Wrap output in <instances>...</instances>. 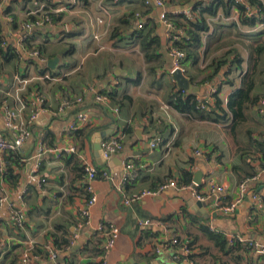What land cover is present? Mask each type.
Instances as JSON below:
<instances>
[{"label":"crops","instance_id":"crops-1","mask_svg":"<svg viewBox=\"0 0 264 264\" xmlns=\"http://www.w3.org/2000/svg\"><path fill=\"white\" fill-rule=\"evenodd\" d=\"M145 1L0 0V39L7 43L0 52V133L9 140L28 135L19 150L0 154V264H21L27 248L33 253L30 264H264V251L250 246L264 245V175L255 181L249 178L264 163L259 104L235 129L231 114L223 120L213 112L178 111L174 95L180 90L170 73L168 30L160 20L162 10ZM166 2L170 11L187 6ZM44 14H51L53 24L35 28L28 41L21 42L23 25ZM234 23L207 18L209 30L202 36L199 63L188 61L185 75L200 90L195 95L212 98L218 91L224 107L249 71L250 47L264 36V23L252 31L236 23L243 35L260 36L232 40L230 32H237ZM150 43L146 58L143 47ZM235 47L246 52L242 68L233 69L227 78L226 67L214 82L198 85L203 76L198 70ZM34 50L41 52L46 64L30 55ZM52 59H58L53 69L48 66ZM45 73L53 80L41 79ZM97 94L108 95V103H97ZM79 98L82 102L76 103ZM66 101L71 107L60 112ZM22 102L25 108L14 131L6 126L5 109L21 108ZM37 109L45 117L32 122ZM78 112L89 121L72 131L70 123ZM113 136L123 150L106 160L100 144ZM126 163L134 165L137 176L128 184L123 183ZM86 165L99 171L93 182L97 202L91 224L74 239L81 221L78 209L88 198ZM197 173L202 174L200 184L195 182ZM168 180L178 186L195 183L208 199L201 202L190 191L168 188L126 204ZM209 181L225 187L221 198L226 205L248 181L235 212L217 210ZM13 210L26 214L24 228L11 221ZM100 224L120 230L108 255L103 249L105 236L97 231ZM209 232L225 237L227 248L221 250ZM175 238L191 246L190 262L173 259V254H182L179 247L156 253ZM239 238L248 251L237 249ZM52 253H57L56 260Z\"/></svg>","mask_w":264,"mask_h":264},{"label":"built area","instance_id":"built-area-1","mask_svg":"<svg viewBox=\"0 0 264 264\" xmlns=\"http://www.w3.org/2000/svg\"><path fill=\"white\" fill-rule=\"evenodd\" d=\"M237 3L243 4L246 6L248 9V16H253L258 14L256 11L252 10L249 7V4L246 0H237ZM145 4L148 6H155L157 8H160L162 10V13L160 15V20L164 24V26L168 30V35L169 39L171 41V46L169 47V56L172 60V67L170 70V73L173 74V72L180 70L184 75L187 73V54L186 52L180 50L178 47L173 46L175 42L181 41L182 38L186 37V31L184 28H177V26L173 23L168 18V13H172L174 16H183L188 20L191 21H196L198 19V14L196 12H193V8H178L173 11H170L169 6L166 3V0H146ZM2 2H0V13H2ZM136 17L139 18L140 14H136ZM218 20H222L225 22H235L238 25H240L239 21V13L238 10L233 11V15L225 16V14H218L216 17ZM53 24V18L51 17V14H44L41 16H37L34 20H29L26 22L23 27H22V35L19 38L21 42H27L28 38L30 36V32L34 30L35 28H41L44 26H50ZM144 27L143 23H140L138 25L139 29H142ZM95 39H99V36L96 35ZM7 43L3 42L1 44L2 48H6ZM32 57L37 58L39 61L42 63L46 64V60L43 58L41 52L39 50H34L30 54ZM41 79L43 80H53V78L48 74L45 73L44 75L41 76ZM20 83L26 85L28 81L21 80ZM184 92V91H182ZM185 93V92H184ZM217 93V91H215ZM95 100L97 103L105 104L108 103L109 101V96L108 95H102V94H97L95 97ZM196 101L198 102V107L201 110H209V107L213 104V99L208 97L204 98L202 96H197ZM82 99L79 98L77 99L76 103H81ZM71 102L66 101L62 107H60V112H63L66 108L71 107ZM25 108L24 103L22 102V107L17 108V109H5V116H6V126L7 128L11 130H18V126L15 123L16 119H19L21 117V114L23 112V109ZM259 112L262 115L264 119V99H261L259 102ZM42 110L37 109L30 117V120L32 122L36 121L39 119V117L42 115ZM88 117L85 113L83 112H78L73 120L70 123V130L74 131L77 130L78 128L85 126L88 124ZM28 135L26 133L21 134L16 136L14 140H9L7 139L2 133H0V154L4 152H15L19 150L25 140L27 139ZM155 143H152V146H155ZM101 150L103 151V157L107 160L110 159L111 157L119 154L123 150V144L120 141V139L116 136L110 137L108 139H104L101 141L100 144ZM68 151V150H66ZM70 152H75L74 148L69 149ZM60 152V151H59ZM199 154V152H197ZM125 169L126 173L123 179L124 184H128L130 182H134L137 179L136 176V170L135 167L132 163H126L125 164ZM2 171V170H1ZM84 172L86 176V186L85 190L88 194V198L85 200L84 204L82 207L78 209V215L80 217V222L78 225L75 227L74 232H73V238L77 239L79 236V233L82 231V229L88 225L91 224V209L97 202V197L94 194L93 190V182L97 179L98 177V170L92 166V165H86L84 167ZM264 175V163H263V169L258 172L252 179L251 181L259 180L261 176ZM102 176L104 178H110V175L107 172H103ZM42 182H45L43 180ZM210 191L217 195V200H216V208L219 212L226 214V213H233L235 210L238 208L240 205L241 201L243 200V197L247 193L248 189V181L242 182L239 185V194L236 197L234 201H232L230 204H223L222 203V198L221 196L225 192V187L223 185H217L213 181L208 182ZM168 188H178L183 191H190L192 195L199 201L205 202L208 199V196L203 194L200 189L199 185L195 183H190V184H183L181 186H178L176 181L174 180H168L165 183L161 184L157 190L155 191H146L143 192L142 194L134 197L131 200H127L126 204H130L132 202H136L141 200L145 196L149 195H156L159 194L163 191H165ZM3 202V199H0V204ZM11 221L14 222V224L17 226V228L22 229L25 226L26 223V214L23 211H17L13 210L11 212L10 216ZM144 224H149V221H145ZM97 231L102 233L103 236H105V243L103 246L105 255H108V253L114 248L117 239L120 235V230L118 227L114 225H105V224H100L97 227ZM239 242L244 243L242 239H238ZM173 246L179 247L181 250L182 254L175 253L173 254V259L176 261L180 260H187L190 262V256L192 254V249L191 246L188 243L182 242L179 239L175 238L173 239L170 243L165 244L161 248H157L156 253L158 255H161L165 252H168ZM251 247L256 248L257 250L264 251V245L257 244V243H251ZM33 258V253L31 248H27L26 251L23 253L22 259H21V264H30ZM52 259H57V253H52L51 254Z\"/></svg>","mask_w":264,"mask_h":264},{"label":"trees","instance_id":"trees-1","mask_svg":"<svg viewBox=\"0 0 264 264\" xmlns=\"http://www.w3.org/2000/svg\"><path fill=\"white\" fill-rule=\"evenodd\" d=\"M191 1L193 0H169L171 5H188ZM246 1L248 2L249 7L258 14L248 16V9L246 6L237 3V0H210L208 2L202 1L196 4L192 9L193 12L198 14V19L196 21H191L183 16H174L172 13H168V18L173 21L177 28H184L186 31V37L182 38L181 41L175 42L173 46H176L180 50L186 52L187 61H192L191 65L196 66L199 63L201 54L200 50L203 46L202 36L209 30L207 25L208 17H216L220 10H222L225 16H229L234 10H238L241 26L248 27L252 31V29L260 23H264V1ZM241 26L239 27L236 23H234L233 28L238 34L243 35L244 33L240 29ZM258 34L259 35H257V33L253 35L252 33L250 34V37L260 36V33ZM261 35H264V32H262ZM146 38L147 37H145L144 40H146ZM1 44L2 41L0 39V52L3 53L4 51ZM152 44L153 43H150L147 44V47H143V50H146V58L150 55V51L147 50H149ZM8 51L11 52L10 49H8ZM250 52L252 56V64L249 71L243 79L242 87L229 97L226 107L223 106V102L219 98L218 91L212 96L213 104L209 107V110H201L198 107V102L196 101V97L198 95L187 94L179 91L174 95L175 108L182 113H192L195 111L213 112L217 115V117L223 120H226L227 116L231 114L234 122L233 128L235 129L236 125H239L246 120V116L250 108L258 105L260 100L264 99V36L262 42L250 47ZM245 53L246 52L240 47H235L229 51L227 50L222 55L213 57L204 69L198 70L200 74H203L198 85L214 82L216 79L221 77V72L226 67H228L229 70L224 76L229 78V74L233 71V69L237 70V68H242V63L246 55ZM229 82L232 84L231 81ZM256 174L257 173L253 174L249 178L252 179ZM208 235L218 246H220L221 250H225L227 248L229 241L225 237L213 232H209ZM220 243L221 245H219ZM67 245H69V242L66 243V246ZM237 249L239 251L246 252L250 249V247H248L247 244L237 241Z\"/></svg>","mask_w":264,"mask_h":264},{"label":"water","instance_id":"water-1","mask_svg":"<svg viewBox=\"0 0 264 264\" xmlns=\"http://www.w3.org/2000/svg\"><path fill=\"white\" fill-rule=\"evenodd\" d=\"M203 0H193L191 1L187 6H184V7H180V8H185V9H188V8H193L196 4L202 2ZM169 6V5H168ZM58 62V59H52L48 62V66L50 68H55V64ZM173 78L179 88L180 91H184L188 94H194V93H198L200 90L197 88V87H194L192 85V82L191 80L186 77L180 70H177L175 72H173ZM45 116H40L39 120H41L42 118H44ZM101 155H103V151L101 150L100 151ZM201 180H202V174L201 173H197L195 175V182L197 184H200L201 183Z\"/></svg>","mask_w":264,"mask_h":264},{"label":"rangeland","instance_id":"rangeland-1","mask_svg":"<svg viewBox=\"0 0 264 264\" xmlns=\"http://www.w3.org/2000/svg\"><path fill=\"white\" fill-rule=\"evenodd\" d=\"M249 35L250 34H248V35H242V34H238L237 32H235L234 30H232L231 32H230V37H231V39L233 40V38H238L239 40H241V38H247V37H249ZM249 40V39H248Z\"/></svg>","mask_w":264,"mask_h":264}]
</instances>
